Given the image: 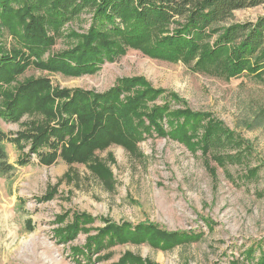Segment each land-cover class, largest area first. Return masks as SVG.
Here are the masks:
<instances>
[{
	"label": "rangeland",
	"instance_id": "1",
	"mask_svg": "<svg viewBox=\"0 0 264 264\" xmlns=\"http://www.w3.org/2000/svg\"><path fill=\"white\" fill-rule=\"evenodd\" d=\"M262 16L264 4L236 11L228 23ZM90 18L81 15L65 31L84 33ZM2 42L11 49L8 34L3 33ZM69 47L63 38L50 50ZM193 63L128 50L94 73L78 76L30 65L1 87L0 108L7 93L11 96L29 80L46 81L39 96L49 98L19 118L0 117V130L12 141L5 147L14 168L0 177V264H259L264 252V81L246 75L223 79L196 70ZM131 78L163 92L151 105L167 97L171 108L220 122L229 134L220 138L223 147L202 152L197 145L189 148L186 140L148 129L138 130L142 136L132 144L96 148L84 162H67L62 147L69 140L78 143L84 134L74 115L61 112L63 100L48 94H102L119 79ZM168 95L182 103L171 102ZM59 120L74 127L64 133V141L50 135L33 144L32 136ZM162 130L170 131L165 123ZM54 155L51 163L44 162ZM124 224L134 229L154 225L175 236L174 242L164 245L155 234L121 241L100 236L108 225ZM251 251L254 255L247 256Z\"/></svg>",
	"mask_w": 264,
	"mask_h": 264
},
{
	"label": "trees",
	"instance_id": "2",
	"mask_svg": "<svg viewBox=\"0 0 264 264\" xmlns=\"http://www.w3.org/2000/svg\"><path fill=\"white\" fill-rule=\"evenodd\" d=\"M263 4L264 0H0V89L30 65L78 76L94 73L128 50L160 61L194 62L196 70L223 79L246 75L264 81V16L253 22L228 23L236 11ZM84 14L91 17L84 33L71 28L65 31L67 24L72 25ZM3 33L12 40L10 50L3 45ZM63 38L69 49L51 53V46ZM45 54L46 60L41 61ZM46 86L42 79L29 80L11 96L7 93L0 117L19 118L27 110L42 107L49 98L40 97V90ZM161 94L138 78L119 79L102 94L81 90L48 94L63 100L61 112L74 115L84 134L76 144L69 140L61 156L67 162H84L94 149L132 144L142 136L140 130L148 129L182 143L186 140L189 148L197 145L202 152H217L223 147L220 138L229 134L220 122L209 121L210 116L204 113L171 108L167 97L163 104L151 105L162 98ZM168 96L171 102L182 103L177 96ZM135 119L137 124L133 125ZM57 122L52 129L32 136L33 144L39 145L50 135L64 141V133L74 127L64 120ZM163 123L170 129L167 134L162 130ZM10 140L0 130V177L14 170L5 147ZM54 159L55 155L44 162ZM108 226L100 236L121 241L155 234V240L164 245L174 242L175 236L151 224H139L135 229L127 224ZM253 255L251 251L247 256ZM259 264H264V252L260 253Z\"/></svg>",
	"mask_w": 264,
	"mask_h": 264
}]
</instances>
